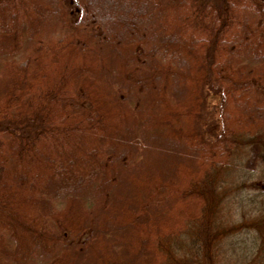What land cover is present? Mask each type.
Here are the masks:
<instances>
[{"label": "trees", "instance_id": "trees-1", "mask_svg": "<svg viewBox=\"0 0 264 264\" xmlns=\"http://www.w3.org/2000/svg\"><path fill=\"white\" fill-rule=\"evenodd\" d=\"M0 264H264V0H0Z\"/></svg>", "mask_w": 264, "mask_h": 264}, {"label": "rangeland", "instance_id": "rangeland-1", "mask_svg": "<svg viewBox=\"0 0 264 264\" xmlns=\"http://www.w3.org/2000/svg\"><path fill=\"white\" fill-rule=\"evenodd\" d=\"M207 99H208L209 104H215L218 102V96H212V97L208 96ZM203 127L204 128L206 127V130L208 132L219 129L216 126L215 120L208 121L206 126L203 125ZM260 156H261V154H260V150L258 147H256V146L250 147L248 149V154H247V157L245 159L246 167L249 169H252L256 165V163L258 162Z\"/></svg>", "mask_w": 264, "mask_h": 264}]
</instances>
